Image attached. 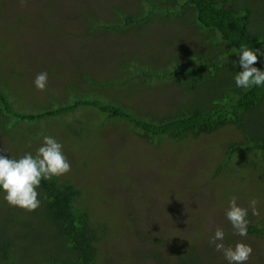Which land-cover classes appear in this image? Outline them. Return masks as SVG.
I'll list each match as a JSON object with an SVG mask.
<instances>
[{
    "label": "rangeland",
    "instance_id": "obj_1",
    "mask_svg": "<svg viewBox=\"0 0 264 264\" xmlns=\"http://www.w3.org/2000/svg\"><path fill=\"white\" fill-rule=\"evenodd\" d=\"M153 4L184 7L183 0H0V89L12 108L33 112L88 92L100 100L110 94V99L155 117L196 104L204 88H189L187 81H156L152 74L148 79L128 76L145 68L165 70L185 44H193L195 53L214 51L210 40L201 39L199 45L206 31H196L200 25L185 9L173 13L156 7L145 19L123 24L126 14L139 18ZM40 72L48 74L43 91L34 85ZM215 81L210 77L206 83ZM257 112L258 119L250 111L245 122L263 119L264 106ZM105 113L80 106L34 123H12V116L0 112V147L10 158L31 153L33 145L36 153L46 135L63 145L71 163V171L63 176L82 186L78 199L85 205V196L93 222L104 232L95 264H176L183 254L200 257L205 264H228L209 243L217 227L224 230L225 246L238 241L251 245L245 264H264V231L238 236L225 215L235 196L239 206L248 208L249 223H264V153L236 152L224 159L226 143L245 140L242 130L223 125L182 139L159 134L147 140L132 132L130 123ZM25 128L37 136L30 138ZM41 128L46 135L40 134ZM4 196L1 189L0 235L15 233L14 251L32 263L48 252L26 236L28 230L40 228V218L34 211L10 206ZM252 199L258 201L259 216L252 215Z\"/></svg>",
    "mask_w": 264,
    "mask_h": 264
},
{
    "label": "trees",
    "instance_id": "obj_2",
    "mask_svg": "<svg viewBox=\"0 0 264 264\" xmlns=\"http://www.w3.org/2000/svg\"><path fill=\"white\" fill-rule=\"evenodd\" d=\"M258 4L264 7V0H183V8L153 4L139 18L132 14L124 16L125 25L138 19H145L156 7H167L173 13L185 9L184 14L190 12L191 16L194 13L200 25L199 28H195L196 31L199 29L206 31H203L199 45L203 44L201 39L212 41L214 50L212 54L195 53L191 47L193 44H185L187 48H184L179 56L171 58L175 62L165 70L153 71L145 68L128 73L130 77L138 75L146 79H148L147 74H152L158 77L156 81L172 79L178 85H183L182 81H187L189 88H204L196 97V104L193 106H183L171 115L155 117L152 114L142 113L141 110L134 111L131 108L135 106L123 101L110 99V94L100 100L88 92L77 93L71 100H57L53 106H45L31 112L13 109L11 100L0 89V112L12 116V123L18 120L34 123L41 118L61 116L80 106H93L106 112L108 118H117L122 124L130 123L129 129L147 140H153L159 134L182 139L186 135L210 133L223 125H234L242 130L245 140L226 143L224 159L230 158L236 152L249 154L258 149L264 153V118L257 121V109L259 105L264 106V86L251 89L237 88L234 76L236 72L242 71V68L238 62L233 63L238 60V54L235 52L241 44L264 50V9ZM167 8L165 11H168ZM101 25L107 27V24ZM116 25L121 27V24ZM209 30L212 31L211 35ZM205 49L209 48L206 46ZM254 66L264 70V55L259 57V62ZM223 68H226V71L221 76L219 70ZM210 77L215 78L216 81L206 83ZM200 80L203 81L200 83ZM250 111L256 112L257 119L253 123L257 122L255 128L253 124L245 122L249 119ZM25 129L30 138L33 135L37 136L34 130ZM46 133L41 128L40 134L46 135ZM73 144L76 145L74 142ZM30 147L31 154L35 155L34 145ZM251 161L256 167V160L251 158ZM37 190L41 203L34 213L40 218V228L28 230L26 236L42 244L48 252L37 256L29 264H95L102 231L93 222L94 215L89 211L91 209L85 206L88 205L85 196L82 197L85 205H82L78 199L81 191L83 193L82 186L80 188L73 179L62 175V178L42 180ZM4 222L8 223L7 220ZM263 231L262 222L260 225L248 224L247 232ZM13 237H16L15 233L0 235V264H26L25 255L20 254V250L14 251ZM52 242L55 243L53 246L50 245ZM208 253L212 256V251L208 250ZM176 264H205V262L200 257L183 254L177 257Z\"/></svg>",
    "mask_w": 264,
    "mask_h": 264
},
{
    "label": "clouds",
    "instance_id": "obj_3",
    "mask_svg": "<svg viewBox=\"0 0 264 264\" xmlns=\"http://www.w3.org/2000/svg\"><path fill=\"white\" fill-rule=\"evenodd\" d=\"M242 71L234 76L235 85L241 89H251L264 86V70L256 67L259 57L264 55L260 48H250L241 44L236 50ZM48 82L47 72H40L34 79V85L38 90H45ZM71 171V163L63 152V145L54 137H43L42 145L36 154L26 153L20 158H10L7 149L0 147V188L5 192L4 199L13 207H19L25 211H34L40 206L38 188L42 180H51L53 177L65 175ZM258 201L252 199L249 202L253 216H259ZM226 218L231 223L234 234L246 237L249 224L248 208L237 204V198L233 196L229 201ZM225 237L221 227L215 229L209 243L215 251L223 254L228 264H245L253 252L251 245L238 241L234 246H225Z\"/></svg>",
    "mask_w": 264,
    "mask_h": 264
}]
</instances>
